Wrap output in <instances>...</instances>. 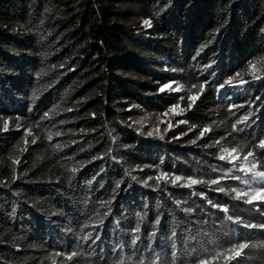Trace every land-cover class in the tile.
Wrapping results in <instances>:
<instances>
[{"label":"trees","instance_id":"trees-1","mask_svg":"<svg viewBox=\"0 0 264 264\" xmlns=\"http://www.w3.org/2000/svg\"><path fill=\"white\" fill-rule=\"evenodd\" d=\"M261 141L264 0H0V264H264Z\"/></svg>","mask_w":264,"mask_h":264},{"label":"snow or ice","instance_id":"snow-or-ice-1","mask_svg":"<svg viewBox=\"0 0 264 264\" xmlns=\"http://www.w3.org/2000/svg\"><path fill=\"white\" fill-rule=\"evenodd\" d=\"M145 25H147L148 27H151V21L149 20H145L144 21ZM250 66L251 67H254L255 65L254 64H251L250 63ZM227 84L231 85L232 84V81L231 80H228L226 81ZM165 88H168V87H171V85H165L164 86ZM197 85H192V88H196ZM204 84H201L199 85V88L201 90V92L203 91L204 89ZM221 88L224 87V85H220ZM164 89L162 88L161 91H163ZM174 90H179V89H174ZM197 97L194 95V96H190L189 99L192 100L194 102V100L196 99ZM47 115V114H45ZM245 119H247V117H245ZM5 128H7V123L5 124ZM207 131H210L209 128H205L202 132H201V136L204 135V132H207ZM56 135H59V133H56ZM149 135H151V133H149ZM33 143H35V141H33ZM261 148H264V141H261V144L259 145ZM225 153L228 154V156H230L232 158V160L234 161L235 159H238V157L236 156H233L232 153H235L236 152V149L233 148L231 149V151H229L228 149H224L223 150ZM253 153L252 152H249L248 153V156H252ZM248 156H245L244 159L247 160L248 159ZM227 157L225 155H221L219 157V159L221 160H225ZM256 168V165L253 164L251 168L247 169V171L249 172H252L253 173V180H256V178H260V181L261 182H264V171H260V172H256L254 171ZM161 178L167 180L168 177H167V174H163L162 177H157V180L159 181ZM135 179V178H134ZM149 179H152L151 177ZM234 179H237V180H240L241 178L240 177H234ZM181 180H185V182L183 184H181L180 186L181 187H192L196 184H199V183H203V181H200V180H197L195 178H192V177H188V178H183V177H180V176H174L171 178V183L173 185L177 184V182L181 181ZM244 184L246 185H249L250 182L249 180H243L242 181ZM145 183H147V181H145ZM209 183L211 184H217L218 181L217 180H212L210 181ZM218 191L220 192H224L225 189L224 188H219ZM232 192L235 193V199L237 200H240L242 198H245L244 199V203H247V204H252L253 202L255 201H261V202H264V187H260V188H250L249 191H244V190H241V189H232ZM209 204H212V201L209 200L208 201ZM213 207H220L219 205H215L213 204L212 205ZM222 211H224L225 213H227L229 211V209L227 207H224L221 209ZM186 212H191L192 209H185ZM227 219L230 220V221H233V223H236L238 225H241L243 227H246V228H260V229H264V224H251V223H247V222H244L242 220V218L240 217H237L235 218V220L233 219V217L231 215L227 216ZM103 221H101L102 223ZM157 224H159V220L156 221ZM136 232H139L140 231V227L139 225H137L136 229H135ZM91 234H89V236H85L84 239L87 240L89 239ZM153 236L155 235V233L152 234ZM99 237H97L98 239ZM140 237L139 236H136L133 240H132V244L135 245L137 240H139ZM261 246H264V245H261ZM250 247H253V245H250L249 243L247 242H239V243H235L233 245H231L230 247L224 249L223 251H218L216 252L210 259L206 258V259H202L199 261V264H217V262L223 258L224 260V264H231V261L233 260H237L238 257H241L244 250L245 249H248ZM57 255H60V253H57ZM77 256V253L76 252H72L71 255H69L67 257V259L71 260L73 259V257ZM238 264H242V261H239Z\"/></svg>","mask_w":264,"mask_h":264},{"label":"rangeland","instance_id":"rangeland-1","mask_svg":"<svg viewBox=\"0 0 264 264\" xmlns=\"http://www.w3.org/2000/svg\"><path fill=\"white\" fill-rule=\"evenodd\" d=\"M244 85L245 84H242L240 87H238V89H242ZM163 89H166V88L163 86Z\"/></svg>","mask_w":264,"mask_h":264},{"label":"built area","instance_id":"built-area-1","mask_svg":"<svg viewBox=\"0 0 264 264\" xmlns=\"http://www.w3.org/2000/svg\"><path fill=\"white\" fill-rule=\"evenodd\" d=\"M147 20H149V19H147ZM150 21V20H149Z\"/></svg>","mask_w":264,"mask_h":264}]
</instances>
